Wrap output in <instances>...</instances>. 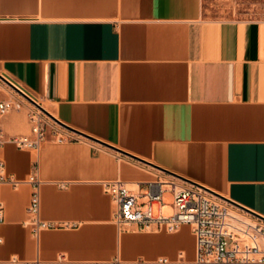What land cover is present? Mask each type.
<instances>
[{"label":"crops","instance_id":"obj_1","mask_svg":"<svg viewBox=\"0 0 264 264\" xmlns=\"http://www.w3.org/2000/svg\"><path fill=\"white\" fill-rule=\"evenodd\" d=\"M0 73L76 130L19 148L24 112L0 111L1 172L20 182H0V264H197L191 225L116 222V179L141 203L161 187L155 215L186 178L264 216V19L209 17L204 0H0ZM33 175L53 224L38 235Z\"/></svg>","mask_w":264,"mask_h":264},{"label":"built area","instance_id":"obj_2","mask_svg":"<svg viewBox=\"0 0 264 264\" xmlns=\"http://www.w3.org/2000/svg\"><path fill=\"white\" fill-rule=\"evenodd\" d=\"M12 90L20 97L14 95L10 99L0 101V111L10 112L27 107L31 124L29 134H21L14 138L19 148H41L48 141L49 134H53L58 140L74 139L65 134L59 123L15 89ZM29 96L37 100L32 93ZM3 167L4 163L0 162V182L8 181L17 186L20 182L5 177L1 172ZM31 182L33 192L28 211L34 224L33 231L38 235L41 228L53 227V224L40 220V181L33 175ZM167 183L171 184V192L174 196L172 202L174 212L155 215L153 203L164 204V190L161 187L148 190V202L141 203L124 180L104 182L106 190L112 194L116 203V222L119 225L138 224L142 227L155 224L158 229L172 232L183 224L191 225L196 240L197 264H264V216L201 185L183 180H171ZM2 218L3 206L0 205V220ZM14 261L19 264H41L39 259ZM115 264L120 262L116 261Z\"/></svg>","mask_w":264,"mask_h":264},{"label":"rangeland","instance_id":"obj_3","mask_svg":"<svg viewBox=\"0 0 264 264\" xmlns=\"http://www.w3.org/2000/svg\"><path fill=\"white\" fill-rule=\"evenodd\" d=\"M204 13L213 18L264 19V0H204ZM1 80L0 78V82L7 87L6 82ZM15 94L20 97L17 93ZM37 101L46 109L51 110L48 106L49 102L41 98ZM27 105L32 106L30 103H27ZM22 111L28 123L27 130L23 132H29L31 124L28 117V108L24 107ZM164 187L168 188V185H164Z\"/></svg>","mask_w":264,"mask_h":264},{"label":"water","instance_id":"obj_4","mask_svg":"<svg viewBox=\"0 0 264 264\" xmlns=\"http://www.w3.org/2000/svg\"><path fill=\"white\" fill-rule=\"evenodd\" d=\"M0 78L3 80V81H5L8 85H10L13 89H15L17 92H19L21 95H23L24 97H26L29 101H31L35 106H37L41 111H43L46 115H48L49 117H51L53 120H55L57 123H59L61 126H64V127H66V128H69V129H71V130H74V131H76L75 129H73V128H71L70 126H67L66 124H64L63 122H61L55 115H53L51 112H49L47 109H45L37 100H35V99H33V98H31L29 95H31V92L29 91V90H27L26 88H24L23 86H21L17 81H15L13 78H11L10 76H8L7 74H1L0 73ZM29 94V95H28ZM85 135V134H84ZM87 136V135H86ZM88 137H90V136H88ZM91 138V137H90ZM112 148H114V149H116V150H118V151H120V152H123V153H125V154H127V155H129V156H131V157H133V158H135V159H137V160H139V161H141V162H144V163H147V164H151V165H154V166H156L155 164H152L151 162H149V161H147V160H144V159H142V158H140V157H137V156H135V155H133V154H129V153H126V152H124L123 150H120L119 148H116V147H114V146H111ZM156 167H159V166H156ZM161 168V167H160ZM161 169H163V168H161ZM165 171H168V170H165ZM183 179H185V180H187V181H189L190 183H193V184H196V185H199V184H197V183H195V182H193V181H191V180H188V179H186V178H183ZM203 187H205V186H203ZM206 188V187H205ZM208 190H210L209 188H207ZM210 191H212V192H214L213 190H210ZM214 193H216V194H218V195H220V196H222L221 194H219V193H217V192H214ZM222 197H224V196H222ZM230 201H232V200H230ZM233 202V201H232ZM235 203V202H234ZM237 204V203H236ZM239 205V204H238ZM243 207V206H242Z\"/></svg>","mask_w":264,"mask_h":264},{"label":"bare ground","instance_id":"obj_5","mask_svg":"<svg viewBox=\"0 0 264 264\" xmlns=\"http://www.w3.org/2000/svg\"><path fill=\"white\" fill-rule=\"evenodd\" d=\"M45 108V107H44ZM46 109V108H45ZM47 110H49L48 108H47ZM50 111V110H49Z\"/></svg>","mask_w":264,"mask_h":264}]
</instances>
